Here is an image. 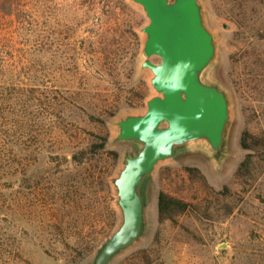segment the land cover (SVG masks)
<instances>
[{
    "label": "rangeland",
    "instance_id": "1",
    "mask_svg": "<svg viewBox=\"0 0 264 264\" xmlns=\"http://www.w3.org/2000/svg\"><path fill=\"white\" fill-rule=\"evenodd\" d=\"M198 3L215 43L202 79L229 102L221 151L193 141L157 163L142 233L109 264H264V0ZM138 6L135 19L75 0H0V264H95L120 226L114 181L142 145L117 140L118 122L161 96L142 49L128 63L125 26L139 22L144 43L149 23ZM161 191L189 205L173 221H159Z\"/></svg>",
    "mask_w": 264,
    "mask_h": 264
},
{
    "label": "water",
    "instance_id": "2",
    "mask_svg": "<svg viewBox=\"0 0 264 264\" xmlns=\"http://www.w3.org/2000/svg\"><path fill=\"white\" fill-rule=\"evenodd\" d=\"M132 1L142 6L149 19L142 29L146 35L142 67L152 71V86L161 96L147 101L145 114L118 122L117 140L136 141L142 148L125 157L124 168L114 181L122 222L102 246L95 264H109L140 237L141 191L157 163L173 156L177 147L199 140L219 153L230 118L227 95L202 79L215 56V43L198 0ZM221 25L231 28L225 22ZM151 56L160 57V62H152Z\"/></svg>",
    "mask_w": 264,
    "mask_h": 264
},
{
    "label": "trees",
    "instance_id": "3",
    "mask_svg": "<svg viewBox=\"0 0 264 264\" xmlns=\"http://www.w3.org/2000/svg\"><path fill=\"white\" fill-rule=\"evenodd\" d=\"M83 3H85V7H88V10L91 12L101 11L104 16L106 14L112 13L113 11H116V9L121 10L123 13L128 14L129 16L134 17L137 19L139 17L140 9L138 8V4L133 2L132 0H106L107 3H105V0H81ZM77 8L83 3L78 2V0H75ZM113 10V11H112ZM108 24L103 20L101 21V27L107 26ZM141 28V24L139 22H132L131 24H128L125 26L124 29V35L126 36V41L128 43V52L127 55L128 63L131 66H135L141 53V49L143 46V43L138 35V29ZM110 29V28H109ZM108 29V32H110ZM106 30L99 33L98 39L96 40L101 44L100 48L101 51L97 52L95 51L94 55L99 54L101 57H97V64L100 65L101 71L104 72L106 70V67H104L103 62H100V58H104V54L107 52V42L106 39H108L109 34ZM100 62V63H99ZM145 99V96L144 98ZM247 138L242 139V147L244 149H250V146L246 143ZM251 156L249 155L248 158ZM244 167H248V163L245 161L241 164L239 167L238 175L242 172V169L244 170ZM188 203L176 198L168 193H165L161 191L158 196V213H159V221L163 222L165 220H174V217L178 215L179 213H183L188 208Z\"/></svg>",
    "mask_w": 264,
    "mask_h": 264
},
{
    "label": "bare ground",
    "instance_id": "4",
    "mask_svg": "<svg viewBox=\"0 0 264 264\" xmlns=\"http://www.w3.org/2000/svg\"><path fill=\"white\" fill-rule=\"evenodd\" d=\"M202 77H204V74L202 75Z\"/></svg>",
    "mask_w": 264,
    "mask_h": 264
}]
</instances>
